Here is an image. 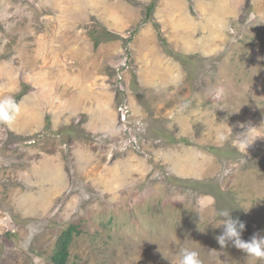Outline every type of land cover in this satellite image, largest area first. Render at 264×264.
Segmentation results:
<instances>
[{
	"label": "rangeland",
	"instance_id": "obj_1",
	"mask_svg": "<svg viewBox=\"0 0 264 264\" xmlns=\"http://www.w3.org/2000/svg\"><path fill=\"white\" fill-rule=\"evenodd\" d=\"M5 95L0 264H264V0H0Z\"/></svg>",
	"mask_w": 264,
	"mask_h": 264
},
{
	"label": "clouds",
	"instance_id": "obj_2",
	"mask_svg": "<svg viewBox=\"0 0 264 264\" xmlns=\"http://www.w3.org/2000/svg\"><path fill=\"white\" fill-rule=\"evenodd\" d=\"M20 112L21 106L14 96L5 95L0 97V123L6 125L13 124ZM254 138L249 141V139L245 137L240 144V148L245 152ZM217 139L220 142H224L228 139V136L221 130L218 132ZM218 217H223V219L214 226H223L222 233L216 237L217 242L222 248L231 242L233 246L242 250L247 256L257 260H264V235L253 234L247 241L242 239L241 234L245 229V223L238 217L233 218L230 215L229 208L219 210ZM178 264H202V261L196 250L181 248L179 251Z\"/></svg>",
	"mask_w": 264,
	"mask_h": 264
},
{
	"label": "trees",
	"instance_id": "obj_3",
	"mask_svg": "<svg viewBox=\"0 0 264 264\" xmlns=\"http://www.w3.org/2000/svg\"><path fill=\"white\" fill-rule=\"evenodd\" d=\"M78 229L77 225L70 224V226H68V228L57 238L52 256V260L55 264H64L66 262L71 237L80 232Z\"/></svg>",
	"mask_w": 264,
	"mask_h": 264
}]
</instances>
